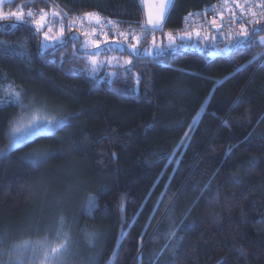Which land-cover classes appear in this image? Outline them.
I'll list each match as a JSON object with an SVG mask.
<instances>
[{"label": "trees", "instance_id": "16d2710c", "mask_svg": "<svg viewBox=\"0 0 264 264\" xmlns=\"http://www.w3.org/2000/svg\"><path fill=\"white\" fill-rule=\"evenodd\" d=\"M49 1L72 15L100 11L123 26L145 17L140 0L4 7L39 11ZM217 1L174 0L164 26L179 27L189 12ZM11 23L0 22V89L11 82L25 104L55 107L51 113L69 122L0 155V264L2 250L68 209L78 212L66 214L78 226L72 251L87 248L80 264H264V57L253 60L264 49L253 42L215 54L184 46L144 54L126 46L133 55L127 77L121 66L115 75L105 68L93 75L82 55L93 48L81 47L79 28L67 29L64 45L43 49L42 33ZM74 32L75 47L67 41ZM132 73L140 74L138 87ZM20 111L0 104V151ZM36 149L51 152L39 167L26 162ZM89 194L97 205L85 214ZM87 232L98 234L93 243Z\"/></svg>", "mask_w": 264, "mask_h": 264}, {"label": "snow or ice", "instance_id": "6c2138e0", "mask_svg": "<svg viewBox=\"0 0 264 264\" xmlns=\"http://www.w3.org/2000/svg\"><path fill=\"white\" fill-rule=\"evenodd\" d=\"M6 0H0V22L12 21L11 28H16L18 24L31 25L34 30L39 34L42 33L43 41L52 42L54 44L64 45L66 43L65 38V24L67 19V29L72 31L73 27L80 26L83 28L85 22H91L94 26L91 31H84V36L88 39L81 40V46L85 49L89 47L96 49L95 53L88 56V64L91 66L93 73L98 71L105 63L100 59L101 53L98 51L101 44L107 45L109 43L108 32L105 28L111 27L113 30H118L120 24L118 21L105 19L99 12H84L77 16L69 17L68 12L60 8L59 4H53L50 10L46 11L44 8H40L37 12L32 7H28L25 11V6H20L16 11H3V4ZM12 2V0H7ZM142 5L147 9L146 20L141 24V30L147 31L149 34L154 33L157 30H162L168 14V8L170 4L174 3V0H141ZM228 9L230 15L225 20L223 9ZM207 9L204 10L206 14ZM237 12L239 14H237ZM200 12H189L184 18L185 23H188L192 17L200 16ZM27 17V19H25ZM264 18V0H257V3L253 4L251 0H222L221 9L219 10L218 17H213L206 23L215 28L217 32H220L224 28H228L229 31L226 34L227 43L223 48H218L219 52H227L233 48H238L242 44H247L250 48L253 46V42L258 44L264 49V35H259L262 31L261 28L254 27L253 25H260L261 19ZM59 25L57 28L56 25ZM233 25L238 28L233 32ZM247 25V26H246ZM150 26V27H149ZM248 26L251 27V34ZM203 25L200 28L193 30H185L182 33H174L172 31L166 32L167 47L174 48L178 46L177 41L191 40L193 36L201 40V42H215V35H211L209 32L202 31ZM97 28L100 31H97ZM131 29V25H129ZM116 35L123 39L119 42L126 45L132 50L133 53L141 51L138 45L141 42V36L135 34L133 29L130 32L116 31ZM224 34V33H221ZM129 36L135 40V43H127ZM99 37V38H97ZM77 35L73 33L67 37V41L73 42L78 39ZM111 42H117L115 40ZM6 43V42H0ZM47 47V44L44 45ZM162 43L158 45L153 37L149 48L144 51L149 54L156 47H162ZM23 48V45L20 46ZM26 52V49H25ZM264 57V51L257 52L253 56V60H257ZM115 62V63H113ZM107 63L111 67H116L120 64V61L116 57H111L107 60ZM132 65V60L128 59L120 66L125 69L124 75L127 77V66ZM115 75V73H111ZM134 84L138 87L141 83L140 74L132 73ZM217 83H222L217 81ZM0 93L5 97L0 100V104L7 106H18L21 111L20 114L13 118L10 124L9 131L7 133L9 137V143L7 149L0 151V155H7L13 149H17L21 145H27L28 142L34 141L36 138H41L47 134L53 133L57 129H61L69 122L68 117H57L47 113L43 105L36 106V101L32 100L29 104L24 102V90L17 87L13 83L9 82L7 87L0 89ZM203 107V106H202ZM191 131V127L189 128ZM185 137H188V133H185ZM252 138L251 134L245 137L246 140ZM231 151V150H229ZM113 156L115 154L113 153ZM51 157V152L43 149H36L26 154V162L34 166H42ZM252 166H255L257 159L253 158L249 162ZM124 198L121 197V204H123ZM97 205V196L89 194L87 197L86 207L84 213H90ZM67 223L63 215H59L52 228V234L56 237L54 242L45 237L42 240H23L13 245L12 249L8 252V255L14 256L15 260L12 264H27L25 259L26 253L31 251L32 264H69L70 259L75 253L72 252L74 247L72 237L69 231H65ZM87 228V225H85ZM86 238L89 243L97 237L96 232H87ZM177 239V232L175 230L168 233V241L170 246H175L171 242ZM3 241H0L2 243Z\"/></svg>", "mask_w": 264, "mask_h": 264}, {"label": "built area", "instance_id": "2783aa9c", "mask_svg": "<svg viewBox=\"0 0 264 264\" xmlns=\"http://www.w3.org/2000/svg\"><path fill=\"white\" fill-rule=\"evenodd\" d=\"M251 2L253 4H255V3H257V0H251ZM229 3H231V0H229ZM53 4H55V3L49 1V8L46 9V11L50 10V8H51V6ZM221 5H222V0H218L217 2L209 4V5L205 6L204 8H202L200 10L192 11L193 13L200 12L202 14L200 16L192 17L191 20L188 23H185V20H183V23L179 27H176V28H168V27L163 26L162 30H157V31H155L152 34H149L147 31H142L141 27H140L141 25H133V26H131V29H130L129 26H123L120 23H119L120 27H119L118 30H113L109 26V27L105 28V31L108 32V38L113 36V37H118V38H120L122 40L123 39L122 37H119L118 35L115 34L116 31L130 32V31H132L134 29L135 30V34L141 36V42L138 45V47L141 49V51H139L137 53H144V54H149L148 52L144 51V49L149 48V46L151 44V41H152V39L154 37L155 40H156V43L158 45H160L161 43L163 45L162 47H156L155 49H153L150 54H154V53L162 52V51L167 50V49H171V48L167 47L168 41H167V37L165 35L166 32L172 31V32L178 34V33H182L185 30H193V29H196V28H200L203 25L204 27H203L202 31H206V32H209L211 35H215L216 40H215L214 43L213 42H201V40H199L195 36H193V38L191 40H184L182 42L178 40L177 41L178 46H179L180 43H191V44H193L195 49L198 47V48H203V49H208V50L214 51V50H218V48H223L225 46V44L227 43L226 34L229 31V29L226 27V28L222 29L220 32H217L215 28L210 27L206 22L210 21L214 16L218 17L219 10L221 9ZM15 8L18 9L19 5H17L13 9L16 10ZM205 9H207L206 14H204V10ZM223 11H224V15H225V20H227V18L230 15V13H229L228 9H226V8L223 9ZM90 12H99V14L102 17H104L106 20L110 19V18L105 17L103 15V13L100 12V11H90ZM237 14H239V13L237 12ZM68 15H69V17H72V16H77V15H80V14L72 15V14L68 13ZM65 21H67V19ZM263 23H264V18L261 19V24H263ZM93 26L94 25L91 22H87L86 21L84 26H83V28H81L80 26H76V27H73V28H79L82 31H84V29H86L87 31L90 32ZM253 26H257V25H253ZM253 26H248L249 27V31L251 30V27H253ZM232 30H233V32H235V31L238 30V28H236V26L233 25V29ZM97 31L99 32L100 29L97 28ZM221 33H224V34H221ZM97 38H99V37H97ZM84 39H88V38L84 37ZM127 43H129V44L135 43V40L132 39V36H129V40H128Z\"/></svg>", "mask_w": 264, "mask_h": 264}, {"label": "rangeland", "instance_id": "374dc122", "mask_svg": "<svg viewBox=\"0 0 264 264\" xmlns=\"http://www.w3.org/2000/svg\"><path fill=\"white\" fill-rule=\"evenodd\" d=\"M7 1V0H6ZM141 1V0H140ZM170 6H171V4L169 5V8H168V11H169V9H170ZM3 7V6H2ZM5 8V7H4ZM7 9V8H6ZM16 9V8H15ZM9 10H11V9H9ZM17 10V9H16ZM16 10H14L13 8H12V10L11 11H16ZM144 10H145V17H144V21L146 20V11H147V9L144 7ZM25 19H27V17H25ZM65 24V37H66V34L68 33L67 32V25H66V23H64ZM264 24V23H263ZM261 25V24H260ZM260 25H258L257 27L258 28H260ZM56 27L58 28L59 27V25L57 24L56 25ZM84 31H87L86 29H84ZM84 31H83V33H84ZM76 35H77V37H78V32H74ZM250 34H251V30H250ZM259 35H264V30L261 32V33H259ZM83 36H84V34H83ZM85 37V36H84ZM87 38V37H86ZM113 40H115V41H117V42H109L107 45H102V46H100V48H99V52L101 53V56H100V59L101 60H104L105 61V63H104V65L102 66V67H100L99 69H98V71H96L95 73H93L92 72V70H91V66H90V71H89V73L90 74H97V73H99L100 71H102L104 68L105 69H107V71H109L110 73H113V70H112V68L113 67H111V66H109L108 65V63H107V60L108 59H110L111 57H116V58H118V60L120 61V64H118V65H116V66H120L121 64H123V62L125 61V60H128V59H133V55L129 52V50H128V48L126 47V45H124V44H121L119 41L121 40L120 38H118V37H114V38H109V41H113ZM42 48L44 49V48H46L44 45L45 44H47V46H49V45H53L54 43H52V42H45V41H43V38H42ZM74 43H76V42H74ZM179 46H184V47H189V48H193V49H195V47L193 46V44H191V43H180L179 44ZM82 47V46H81ZM83 48V47H82ZM90 48V47H89ZM88 48V49H89ZM85 49V48H84ZM196 49H199L198 47L196 48ZM95 51H97L96 49H92V50H90V51H83L82 52V55H84V56H86L87 57V61H88V56L89 55H92L93 53H95ZM210 51H212V50H210ZM214 51H217V52H219L218 50H214ZM228 52V51H227ZM113 63H115V62H113ZM37 106V105H36ZM44 108L46 109V111H47V113L48 114H50V115H53L52 113H51V111L56 115L57 113L54 111V109H56L55 107H49V106H47V105H45L44 106ZM51 110V111H50ZM54 116V115H53ZM9 143V142H8ZM8 143H7V145L5 146V148L4 149H7V147H8ZM69 210V209H68ZM68 210L66 211H59L58 212V214L56 215V217H55V219L54 218H52L51 216L49 217V218H47V220H45V223H42V224H40V225H38V224H36L35 225V228H37V231H36V234H34V235H28L27 237H23V238H21V239H19L18 241H16V242H14V243H12L7 249H5V251H1V261L3 262V264H12V262L15 260V257L14 256H9L8 255V252L12 249V247H13V245L14 244H16V243H19V242H21V241H23V240H31V241H35V240H42V239H44L45 237H47L49 240H51V241H54V242H58V241H56V237L54 236V234H52V228H53V225L55 224V222H56V219H57V217L59 216V215H63L64 217H65V220H66V214L70 217V218H75V216H76V214H78V212L76 211V210H73L72 209V211H69L68 212ZM77 218V217H76ZM52 219V220H51ZM66 223H67V228L65 229V231H69L70 232V234L73 232V231H75L76 230V228L78 229V226H77V224L75 223V221H74V219H72L70 222H69V220L68 221H66ZM73 226V227H72ZM71 237H72V241H73V239H74V237L76 238L77 237V234H71ZM88 243H89V241H88V239L86 240ZM95 241V239H93L92 240V242L91 243H93ZM79 246H82V243H80V245ZM72 250H73V248H72ZM74 251V250H73ZM72 251V252H73ZM86 253H87V248L86 247H81L78 251H77V253L75 254V255H73L72 256V258L70 259V261H69V264H80V260H81V258H83V256H86ZM77 255V256H76ZM31 256H32V253H31V251H29L28 253H26V256H25V259H26V261H27V264H32V260H31ZM81 264H86V263H84V262H82Z\"/></svg>", "mask_w": 264, "mask_h": 264}, {"label": "crops", "instance_id": "0c3cea01", "mask_svg": "<svg viewBox=\"0 0 264 264\" xmlns=\"http://www.w3.org/2000/svg\"><path fill=\"white\" fill-rule=\"evenodd\" d=\"M22 6L21 4H19V7ZM12 10V9H11ZM3 11L7 12V11H10L8 8H4V4H3ZM26 11V10H25Z\"/></svg>", "mask_w": 264, "mask_h": 264}, {"label": "water", "instance_id": "95a60500", "mask_svg": "<svg viewBox=\"0 0 264 264\" xmlns=\"http://www.w3.org/2000/svg\"><path fill=\"white\" fill-rule=\"evenodd\" d=\"M215 52H216V51H211L210 53H211V54H215Z\"/></svg>", "mask_w": 264, "mask_h": 264}]
</instances>
